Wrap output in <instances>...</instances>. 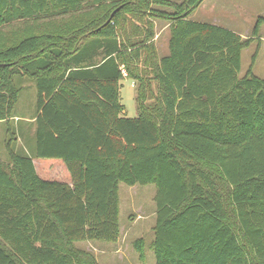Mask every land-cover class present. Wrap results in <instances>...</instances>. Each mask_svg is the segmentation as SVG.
<instances>
[{"label":"trees","instance_id":"1","mask_svg":"<svg viewBox=\"0 0 264 264\" xmlns=\"http://www.w3.org/2000/svg\"><path fill=\"white\" fill-rule=\"evenodd\" d=\"M204 1L0 0V121L14 115L16 78L33 79L34 156L62 160L73 180L42 179L35 157L7 143L0 264H98L76 243L118 241L121 183L157 188V264H264V79L240 77L251 39L189 19ZM95 5L113 12L88 32L34 30ZM126 13L172 22L169 54L157 55L152 31L129 39ZM14 22L29 31L9 45L1 30ZM125 77L138 84V118L125 116ZM135 247L144 260L143 240Z\"/></svg>","mask_w":264,"mask_h":264},{"label":"rangeland","instance_id":"2","mask_svg":"<svg viewBox=\"0 0 264 264\" xmlns=\"http://www.w3.org/2000/svg\"><path fill=\"white\" fill-rule=\"evenodd\" d=\"M181 3L184 0H171ZM97 5L84 9L82 14H74L62 19H56L52 24L47 21L34 26V30L41 34H82L98 26L106 18L108 13L113 12L112 8L104 5L98 10ZM154 8L172 11L171 8L155 5ZM259 17H264V0H205L197 10L189 17L191 20H201L206 23H213L239 33L244 40L251 39V45L242 52V63L240 77H244L251 69L252 72L264 79V23L259 27V33L253 36L254 29ZM106 20V19H105ZM125 24L124 32L129 39H137L138 36L146 39V34H154L151 39L153 47L159 57L169 54V40L171 36L172 22L156 19L143 18L126 13L122 20ZM123 24V23H122ZM139 29V30H138ZM29 31V27L22 22H14L2 28L1 33L7 40V44L18 42ZM141 34V36H140ZM146 51L139 62V74H144V67L149 63L143 62ZM255 57V59H254ZM136 68V63L130 64ZM127 75V73H125ZM134 82V83H133ZM16 83L20 88V97L16 105L14 115L9 121H0V162L8 164L9 156L7 143L20 155L34 156L36 154L35 117L37 114V86L36 82L29 77H18ZM121 101L125 105L127 118H138L139 108L136 100L137 81L125 77L121 81ZM156 83H153V92L157 94ZM148 103H154L150 101ZM10 130L8 131V129ZM35 157V156H34ZM35 160L40 164L42 159ZM58 164L63 163L56 160ZM47 173L52 177L63 178L67 174L64 169L56 170L55 166L50 167ZM49 170V169H48ZM157 188L155 185L128 186L121 183L119 186L120 197V237L117 242L103 241H82L77 242L79 249L92 254L98 264H157L156 255L152 248L155 238L154 227L156 225L157 206L154 201ZM228 188H223L224 198L228 207L234 212L228 202ZM241 241L244 239L240 231L236 230ZM143 240L145 259L140 258L135 243ZM245 247L249 250L248 245ZM252 262L254 260L251 259ZM259 263V262H258Z\"/></svg>","mask_w":264,"mask_h":264},{"label":"crops","instance_id":"3","mask_svg":"<svg viewBox=\"0 0 264 264\" xmlns=\"http://www.w3.org/2000/svg\"><path fill=\"white\" fill-rule=\"evenodd\" d=\"M194 21L203 22L201 20H194ZM211 24H213V23H211ZM56 160H60V159H42L40 164H38L34 158V163H35V167H36L38 175L44 180L59 181V182H64V183L72 185L73 180H72L71 174H70L67 166L65 165V163L62 160L61 161L63 163H60V164H58V162ZM51 166H55L56 170H60V169L62 170L65 168V170L67 171V174L65 175V177L60 178V179L57 176L52 177V176H50L51 173L50 174L47 173L48 171L51 170L50 169Z\"/></svg>","mask_w":264,"mask_h":264}]
</instances>
